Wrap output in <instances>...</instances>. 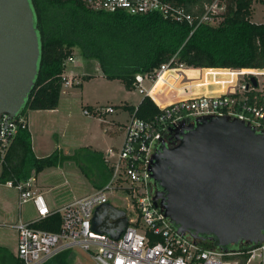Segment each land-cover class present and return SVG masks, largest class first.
I'll return each mask as SVG.
<instances>
[{"label":"built area","instance_id":"1","mask_svg":"<svg viewBox=\"0 0 264 264\" xmlns=\"http://www.w3.org/2000/svg\"><path fill=\"white\" fill-rule=\"evenodd\" d=\"M85 6L107 12L123 11L128 14L157 13L164 18L186 21L193 25L191 34L199 24H216L225 10L226 0H213L204 5L200 16L187 13L182 6L169 0H82ZM161 64L153 74L135 75V88L148 95L163 111L151 122L130 116L123 129V139L117 149H108L105 161L111 169L109 180L100 188L74 198L56 210H51L43 195L36 189L34 175L26 180H7L5 184L14 187L18 194V205L30 202L35 215L28 219H17L9 224L16 232L14 256L21 264H43L63 250L78 248L88 252L94 264H264V240L246 249L226 250L218 247H203L189 234L177 232L161 209L154 205L153 195L156 186L149 175L151 155L163 139V131L187 124L201 115H227L238 117L253 127L256 132L264 131V62L260 68H209L225 69L234 78L213 80L207 93L189 98L169 100L164 90L151 94L152 84L166 69L184 67L180 64L171 67L170 62ZM73 56L63 61L62 87L79 83L75 75H68V64L74 63ZM199 69V68H198ZM255 80V84L252 81ZM144 81H150L146 88ZM226 85L222 92H213L216 85ZM181 87L179 95L188 92ZM85 115L114 112L113 106L83 108ZM93 113V114H92ZM28 128L26 115L20 112L8 117L0 116V172L6 163V155L12 137L18 128ZM126 190L135 216L125 212L127 224L117 238L92 229L91 219L95 208L109 202V191ZM58 213V230L41 229L36 224L52 213ZM243 257L245 259L243 260Z\"/></svg>","mask_w":264,"mask_h":264},{"label":"trees","instance_id":"2","mask_svg":"<svg viewBox=\"0 0 264 264\" xmlns=\"http://www.w3.org/2000/svg\"><path fill=\"white\" fill-rule=\"evenodd\" d=\"M28 1L39 42V57L34 83L20 110L21 115L29 110L57 107L63 61L73 56L75 49L82 58L96 60L105 79L118 80L128 91L136 89V74H153L171 59V67L185 66L182 79L189 83H201L209 68L253 69L262 67L264 62V22L251 20L252 0H226L225 10L216 24H199L191 34L193 25L157 13L132 15L123 11L94 10L82 0ZM169 1L196 17L204 12V5L213 0ZM221 70L225 73L222 80L235 77L232 72ZM225 88L226 85H221L220 92ZM119 107L147 122L163 111L148 95H143L136 106L123 103ZM162 133L167 143L174 141L169 130ZM65 160L74 161L95 188L104 185L112 172L103 153L87 146L77 148L71 155L55 149L47 156H36L28 128L19 127L8 147L0 182L26 180ZM59 224L60 216L55 212L36 226L56 231ZM202 236L203 239H197L201 246L216 247L208 235ZM230 247L246 249L242 243ZM3 254V264H21L7 249ZM69 255L70 249L63 250L43 264H71Z\"/></svg>","mask_w":264,"mask_h":264},{"label":"water","instance_id":"3","mask_svg":"<svg viewBox=\"0 0 264 264\" xmlns=\"http://www.w3.org/2000/svg\"><path fill=\"white\" fill-rule=\"evenodd\" d=\"M38 57L29 1L0 0V116L20 112ZM169 132L174 141L161 139L148 167L156 186L154 205L177 232L195 241L208 235L223 250L262 242L264 131L238 117L201 115ZM126 221L124 210L105 202L95 208L91 226L117 238Z\"/></svg>","mask_w":264,"mask_h":264},{"label":"rangeland","instance_id":"4","mask_svg":"<svg viewBox=\"0 0 264 264\" xmlns=\"http://www.w3.org/2000/svg\"><path fill=\"white\" fill-rule=\"evenodd\" d=\"M252 11L251 20L253 22H264V0H252ZM78 58L79 60H84L82 56ZM90 60L97 62L94 59ZM90 71L92 73L90 80L86 82V79H84L82 86L74 85L69 88H61L60 95L66 91L81 92L80 100L77 98L81 105H75L70 108L69 121L62 107H60L58 113H46L37 118V122L40 121V123L42 120H48V123L52 121L53 127L47 132L50 139L49 145L51 149H60L64 155L72 154L80 146H91L90 144L104 150L107 148L118 149L124 132L122 127L118 128L117 126L116 128L115 123L112 121H124L128 115L119 105L124 103V99L129 101V103H135L141 97V93L137 89L127 91L118 80H107L101 77L99 70L95 69L93 64H91ZM224 74L221 69H206L201 83H189L182 79V68L167 69L157 85L151 89V94L157 98V92L159 91L164 90L166 95L173 91L176 94L174 97H170L169 100H177L207 93L210 82L222 80ZM146 86H150V81ZM184 86H187L189 91L185 95L180 96V89ZM220 87V84L214 86L213 92H220ZM87 105H90L91 108L110 105L113 106L114 112L106 113L101 118L96 115H85L82 109ZM107 129H115V132L112 130L110 132ZM44 151L47 153L48 150ZM62 165L63 169L70 174L67 177L68 184H64L65 186H70L75 193L81 194L91 190L93 187L91 181L82 172L80 174V169L74 161L65 160ZM74 172L80 175V179L75 178ZM60 177L50 178L48 181L54 184L61 183L64 179ZM64 193L68 194L69 192L66 191ZM108 198L111 204L124 210L128 216H135L126 190L109 191ZM18 200L19 194L17 190L14 187L7 186L5 182H0V244L11 251L15 250L16 232L9 224L15 222L19 217ZM34 215L35 212L31 203L22 205L21 217L23 220H28ZM69 261L71 264H94L90 254L78 248L70 250Z\"/></svg>","mask_w":264,"mask_h":264},{"label":"crops","instance_id":"5","mask_svg":"<svg viewBox=\"0 0 264 264\" xmlns=\"http://www.w3.org/2000/svg\"><path fill=\"white\" fill-rule=\"evenodd\" d=\"M79 56H81L79 51L77 49H75L73 52V57L75 59V62L68 64V66L66 68V73L68 75H75V78L77 80H79V83L76 84L77 86H82L85 76H92V73L90 71L91 64H93L95 69L97 68L99 70V72H100L99 75L101 77H103L101 74L98 62H94L93 60H90V59L79 60V58H78ZM87 80H90V78ZM87 80H86V82H87ZM147 84H148V81H144V86L146 88L149 87V86L148 87L146 86ZM66 88H69V87H66ZM131 91H133V90H131ZM60 94H61V92H60ZM80 97H81V92L66 91V92H63L62 95L59 96V102H58V105L55 109L29 110L27 112L26 117H27L28 130L31 134L32 149H33V152L35 153L36 156H40V155L47 156L46 154H48V152H50V150H51L50 153H52L55 149L60 151V149H58V148L51 149V147L49 145L50 139H49L47 132L50 130L51 127H53L52 121L50 123H48V120H42L40 123V121L37 122V118L41 117L43 114H46V113H58L60 110V107H62L64 112H66L65 115L67 116V119H68V118H70V115H71L70 108L74 107L75 105H77V106L81 105V102L77 100V98L80 100ZM142 97H143V94L141 93V97L138 98L135 103H129V101H127L126 99H124V103L136 106L140 102ZM88 106H90V105H87L86 108L91 109V107H88ZM130 116L131 115L128 113V115L124 119V121L114 120L112 122L115 123L116 128L118 126V128L122 127V129H124V125L126 124V122L128 121ZM68 121H69V119H68ZM107 130L110 132H112V131L115 132V129H107ZM90 145L91 146L88 145L87 147H90L94 150L102 152L104 156H105V153L109 149V148H107L104 150V149H100L98 147H95L92 144H90ZM57 147H58V145H57ZM80 147H84V146H80ZM44 150H48L47 153ZM65 155H71V154H65ZM45 173H47V174H45ZM80 174H81V171H80ZM69 175L70 174L67 172V170L63 169L62 163L59 164L58 166L47 167V168L43 169L41 172L34 175L35 187L43 195L48 207L51 210H56L57 208L63 206L64 204L68 203L69 201L73 200L74 198H78L80 196L88 194V193L94 191L95 189H97L93 186L89 192H85L83 194L75 193V191H73L70 186L64 185V184H68L67 177ZM74 175H75V178L77 177L80 179V175L78 173L74 172ZM54 177L55 178L60 177V178H63L64 180L61 183H55V184L50 183V181H48V180H50V178H54ZM66 191H68L69 193L68 194L64 193ZM28 203H30V202H28ZM24 204H26V203H24ZM22 205L19 206V217H18V219L19 218L22 219V217H21ZM115 220H116V218H112V217L109 218L110 222H114ZM5 249L6 248H4L0 244V264H3L1 257H4L3 251ZM7 250L9 252H11L14 256L15 250L14 251H11L9 249H7Z\"/></svg>","mask_w":264,"mask_h":264},{"label":"bare ground","instance_id":"6","mask_svg":"<svg viewBox=\"0 0 264 264\" xmlns=\"http://www.w3.org/2000/svg\"><path fill=\"white\" fill-rule=\"evenodd\" d=\"M181 68H182V67H181ZM166 70H167V69H166ZM166 70L163 71V72L160 74L159 78L153 82V84H152V88H151V89H153V88L157 85L158 81L162 78V76L164 75V73L166 72ZM192 96H195V95H192ZM192 96H189V97H192ZM189 97H187V98H189Z\"/></svg>","mask_w":264,"mask_h":264},{"label":"flooded vegetation","instance_id":"7","mask_svg":"<svg viewBox=\"0 0 264 264\" xmlns=\"http://www.w3.org/2000/svg\"><path fill=\"white\" fill-rule=\"evenodd\" d=\"M200 239H203V236H201Z\"/></svg>","mask_w":264,"mask_h":264}]
</instances>
